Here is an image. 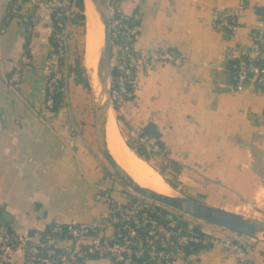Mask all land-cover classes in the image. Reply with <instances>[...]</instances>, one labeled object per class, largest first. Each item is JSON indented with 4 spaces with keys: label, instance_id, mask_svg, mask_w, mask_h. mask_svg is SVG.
<instances>
[{
    "label": "crops",
    "instance_id": "1",
    "mask_svg": "<svg viewBox=\"0 0 264 264\" xmlns=\"http://www.w3.org/2000/svg\"><path fill=\"white\" fill-rule=\"evenodd\" d=\"M14 0H0V223L14 232L51 224L99 220L106 204L98 189L118 202L132 194L105 171L95 147L90 89L67 80L65 104L43 108L44 70L49 56V20L28 31V5L9 15ZM124 16L137 15L133 48L139 53L177 54L137 68L134 96L118 110L122 125L136 133L148 123L177 166L178 195L244 217L264 221V90L253 76L239 77L225 56L237 44L247 52L264 0H107ZM234 12L237 37L216 29L218 15ZM75 29L72 28L73 32ZM72 36V35H71ZM72 47V45H71ZM69 63L75 48H70ZM31 60L18 82H10L21 55ZM116 117V115H115ZM115 119V118H114ZM127 189V188H126ZM207 240L196 253L161 264H237L236 246L249 249V264H264V240L187 218ZM14 264H23L20 254ZM80 264H118L89 255Z\"/></svg>",
    "mask_w": 264,
    "mask_h": 264
},
{
    "label": "built area",
    "instance_id": "2",
    "mask_svg": "<svg viewBox=\"0 0 264 264\" xmlns=\"http://www.w3.org/2000/svg\"><path fill=\"white\" fill-rule=\"evenodd\" d=\"M78 0H14L9 15L19 14L25 3L29 11L27 15L28 31L33 34L42 18L49 20V56L44 70L45 85L43 89V108L50 110L52 100L50 94L60 83L64 99L66 96L67 71L72 48L70 46L71 19L78 12ZM245 0H241L243 7ZM111 9L112 66L119 73L118 87L111 85V106L119 108L130 100L137 89V68H149L161 59L167 58L174 65H180L182 59L177 54L167 55L156 52L139 53L133 48L137 36V25L126 22L114 2ZM110 6V5H109ZM132 18L137 20L138 16ZM54 27L57 32L53 34ZM216 29L224 31L231 41L237 37V21L234 12L224 11L218 15ZM53 38V42L50 39ZM225 56L237 59L235 74L242 77L253 76L256 87L264 90V64L258 67L255 60L264 58V22L259 19L251 32V44L247 52H241L235 43L224 49ZM243 57H248L246 61ZM59 61L62 64L59 65ZM31 60L27 54L21 55L19 62L13 67L10 82H18L21 71L29 67ZM112 68V67H111ZM127 85L128 89H125ZM136 132V140L154 157L169 160L166 152L159 146L152 135H140ZM95 199L106 204L107 212L99 220L89 223L51 224L46 230H29L16 233L5 224L0 223V264H14L12 257L20 254L23 264H80V259L89 255L110 258L118 264H161L184 257L185 248L192 244H204L207 240L198 236L188 226L185 232L175 229L176 220L167 224L158 222L153 216L158 204L142 197L135 196L126 202H118L104 189L95 192ZM175 214L181 215L178 212ZM237 264H249V249L241 244L236 246Z\"/></svg>",
    "mask_w": 264,
    "mask_h": 264
},
{
    "label": "water",
    "instance_id": "3",
    "mask_svg": "<svg viewBox=\"0 0 264 264\" xmlns=\"http://www.w3.org/2000/svg\"><path fill=\"white\" fill-rule=\"evenodd\" d=\"M93 6L102 27V47L95 84L91 83L93 99V130L97 151L118 181L134 194L165 208L206 224L221 227L239 235L264 240V221L222 210L183 195H164L137 184L113 159L107 149L105 125L111 106L112 38L111 11L107 0H88Z\"/></svg>",
    "mask_w": 264,
    "mask_h": 264
},
{
    "label": "trees",
    "instance_id": "4",
    "mask_svg": "<svg viewBox=\"0 0 264 264\" xmlns=\"http://www.w3.org/2000/svg\"><path fill=\"white\" fill-rule=\"evenodd\" d=\"M111 1V0H109ZM77 9L78 12L73 16V18L71 19V25L73 26V28L75 29V31H78L80 29V27H84L85 28V14H84V0H78L77 1ZM256 14L258 16V18L260 20H262L264 22V7H258L256 8ZM126 22H128L129 24H134L137 25L138 24V20H134L132 18V16L127 17ZM57 32V29L54 27L53 29V34H55ZM73 35V34H72ZM50 42H53V38L50 39ZM74 54L76 52V49L73 50ZM74 60L72 63H68L66 65V71H67V79L68 78H72L73 81L76 84H80L81 86H83V88L85 89H90L89 86V81L86 75V69L82 66V59L80 57V55L78 53H76L74 55ZM243 59H245L246 61H250V59L248 57H243ZM238 63L237 59H230V66L232 68L233 71H235L236 69V65ZM62 64L61 61H59V65ZM254 64L258 67H261L264 64V58L261 60H255ZM119 77V73L116 71L115 67L112 66L111 68V85L112 88H117L118 87V82L117 79ZM66 85V83H65ZM64 86V83L60 82L53 90V92L50 94V98L52 100V106H51V111H57L62 105L65 104L64 102V95L62 94V91L60 90L61 87ZM125 89H128L127 85L124 86ZM114 112L116 113V117L115 119L117 120V122L123 123V120L121 118V116L118 114V108L116 106H114L113 108ZM140 135H152L155 136L158 140L159 146L161 148L162 144L160 142V135L159 132L157 130V127L153 124V123H148L146 124L143 128L140 129ZM126 145L128 146V148L133 152V154L138 157L140 160L144 161V162H149L151 163V154L148 153L144 147L139 144L136 140V144H131V143H127L125 142ZM171 170L173 172L177 171V166L176 164H174L171 160H166L164 166H161V168H158L156 171L158 173V175H160L164 182L171 187L172 189L176 188V184H175V177H172V180H169L166 176H165V171L166 170ZM152 216L160 223L162 224H167L171 219H175L176 220V224H175V229L179 230L181 232H185L189 226L187 217L185 215H176L175 211L170 210L168 208H165L161 205L155 207V211L153 212ZM8 225V224H6ZM50 227V225L46 228V230ZM192 231L195 232L198 236L203 237V233L201 232V230L198 227H191ZM202 248L201 244H192L191 246L185 248L184 252L185 254H190V253H196L198 252L200 249ZM138 263H141V258L138 259L137 258Z\"/></svg>",
    "mask_w": 264,
    "mask_h": 264
},
{
    "label": "bare ground",
    "instance_id": "5",
    "mask_svg": "<svg viewBox=\"0 0 264 264\" xmlns=\"http://www.w3.org/2000/svg\"><path fill=\"white\" fill-rule=\"evenodd\" d=\"M85 33L83 64L91 74L99 68V52L102 47V27L98 16L88 0H84ZM95 79V77L93 76ZM92 78V79H93ZM95 84V80H92ZM113 115L109 110L105 125L107 149L116 163L140 186L159 194L173 195L171 188L144 161L136 157L120 135Z\"/></svg>",
    "mask_w": 264,
    "mask_h": 264
},
{
    "label": "rangeland",
    "instance_id": "6",
    "mask_svg": "<svg viewBox=\"0 0 264 264\" xmlns=\"http://www.w3.org/2000/svg\"><path fill=\"white\" fill-rule=\"evenodd\" d=\"M84 33H85V28L84 27H80V29L78 31H73L71 33V37H70V46L72 45V48L76 49V53H78L81 57V61H82V66L86 69V75L89 81V86H90V92L91 94H94V92L91 89V83H92V78L93 76H95V73L91 74L90 69L86 68L83 64V53H84ZM112 115H113V119L115 118L116 113L114 112L113 109L110 110ZM115 124L116 127L120 133V135L122 136L123 140L125 142H129L131 144H136V133H131L129 132L126 127H124L122 125V123L117 122V120L115 119ZM96 147V145H95ZM97 149V148H96ZM98 152V151H97ZM99 154V152H98ZM100 155V154H99ZM100 158L103 160L104 164H105V171L109 174V176L112 178V180H114L115 182H117V184H119L120 186H122L125 190H127L128 192H130L131 194H134L133 192H131L130 190L126 189V187H124L116 178V176L111 172L110 168L108 167V165L106 164V162L104 161V159L102 158V156L100 155ZM147 163V162H146ZM156 173H157V169L161 168V166H164L165 164V160L162 157H154L151 156V163H147ZM169 170L165 171V176L169 179L172 180V176L169 174ZM158 174V173H157ZM160 176V175H159ZM161 177V176H160ZM161 179L163 180V178L161 177ZM164 181V180H163ZM172 190V189H171ZM173 191V190H172ZM135 196H138L136 194H134ZM173 195H178L175 192H173ZM139 197V196H138ZM144 202H148L147 199L143 198Z\"/></svg>",
    "mask_w": 264,
    "mask_h": 264
}]
</instances>
